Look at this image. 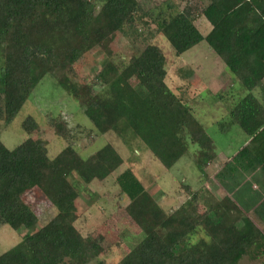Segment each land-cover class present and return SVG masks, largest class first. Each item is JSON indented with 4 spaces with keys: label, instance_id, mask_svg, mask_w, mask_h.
<instances>
[{
    "label": "trees",
    "instance_id": "1",
    "mask_svg": "<svg viewBox=\"0 0 264 264\" xmlns=\"http://www.w3.org/2000/svg\"><path fill=\"white\" fill-rule=\"evenodd\" d=\"M200 9H155L137 0H0V122L9 125L42 79L49 75L74 101L100 135L115 134L130 148L139 140L154 160L170 170L198 147L192 161L199 171L215 158V144L190 108L166 85L167 58L146 44L123 66L111 45L117 34L139 38L137 22L147 19L179 57L205 41L248 94L221 124L253 137L264 129V109L252 91L264 78V0H205ZM203 17L211 26L203 36L194 25ZM99 52L106 61L91 83L77 82L75 65ZM60 140L69 138L64 121H51ZM26 139L14 149L0 141V228L37 224L26 195L45 198L56 214L40 229L25 234L0 255V264H104L96 240L77 228L82 188L103 182L124 160L111 144L81 158L72 143L49 157L32 117L21 124ZM128 199L127 218L144 235L116 264H238L264 249V234L242 219L229 196L208 199L181 183L188 199L164 210L130 170L116 177ZM207 195V193H206ZM207 198V199H206ZM104 225H101L102 228ZM202 231L200 240L180 247ZM264 254V253H262Z\"/></svg>",
    "mask_w": 264,
    "mask_h": 264
},
{
    "label": "rangeland",
    "instance_id": "2",
    "mask_svg": "<svg viewBox=\"0 0 264 264\" xmlns=\"http://www.w3.org/2000/svg\"><path fill=\"white\" fill-rule=\"evenodd\" d=\"M144 1L155 9L182 11L186 5L202 8L205 0H137ZM171 5V9L168 7ZM194 25L205 36L211 26L203 17H196ZM139 38L117 34L111 45L115 62L123 67L137 55L146 44L156 45L164 52L166 62V85L182 101H185L207 135L213 140L217 152L233 151V126L224 133L221 124L228 121L229 110L233 107V75L213 53L205 41L191 48L179 57L156 27L147 19L137 22ZM106 59L93 52L75 65L76 81L91 83ZM238 85V84H237ZM241 87L240 85H238ZM242 88V87H241ZM240 88V89H241ZM215 95V97H214ZM219 95V98L217 96ZM32 117L40 130L38 136L47 143L49 157H55L67 144L72 143L81 158L86 159L106 144H111L123 158L124 164L103 182L93 181L89 185L80 184L82 191L77 201L80 218L77 228L96 240L97 261L116 264L144 235L127 218L124 208L128 199L120 193L116 177L124 170H130L149 191L158 204L166 211L180 201L181 183L196 187L200 171L192 162L198 147L188 141L187 153L171 168L166 170L139 140H133L130 148L123 145L115 134L100 135L92 123L82 113L80 105L69 97L47 75L37 85L14 120L5 125L0 122V141L12 150L26 139L21 124ZM51 121H64L69 130V138L60 140L50 126ZM237 129V128H235ZM25 201L35 210L38 222L28 228L13 230L9 226L0 228V255L17 246L23 236L47 224L56 214V209L42 196L29 194ZM181 203V201H180ZM101 225H104L100 228ZM200 240L207 241L202 231L190 236L180 247L190 246ZM239 264H264V259L242 260Z\"/></svg>",
    "mask_w": 264,
    "mask_h": 264
},
{
    "label": "crops",
    "instance_id": "3",
    "mask_svg": "<svg viewBox=\"0 0 264 264\" xmlns=\"http://www.w3.org/2000/svg\"><path fill=\"white\" fill-rule=\"evenodd\" d=\"M237 84L242 87L233 74V107L248 94L243 87L241 88ZM252 95L264 109V78L252 91ZM217 98H219V95ZM182 102L187 103L185 101ZM199 173V182H197L196 187L184 182L191 188V192H204V196L208 199H212L209 196H213V198L219 200L228 195L240 216L237 220V225L243 226L242 219H245L264 234L263 128L251 137L245 134L239 126L233 125V151L227 152L225 155V153L217 152L215 147V158ZM178 195H180L181 203L180 201L175 202L176 206L169 207V211L178 208L188 199V195L184 192ZM262 253H264V249H261L252 257L243 256L238 264L244 259L250 261L264 259V254Z\"/></svg>",
    "mask_w": 264,
    "mask_h": 264
}]
</instances>
